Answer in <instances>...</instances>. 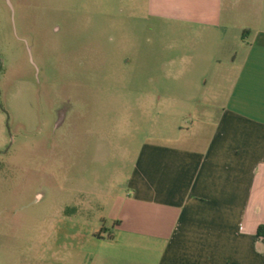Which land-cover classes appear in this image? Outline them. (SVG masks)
Wrapping results in <instances>:
<instances>
[{
  "label": "rangeland",
  "instance_id": "rangeland-1",
  "mask_svg": "<svg viewBox=\"0 0 264 264\" xmlns=\"http://www.w3.org/2000/svg\"><path fill=\"white\" fill-rule=\"evenodd\" d=\"M207 38L148 0H0V264L76 262L145 143L207 135L231 82Z\"/></svg>",
  "mask_w": 264,
  "mask_h": 264
},
{
  "label": "crops",
  "instance_id": "crops-1",
  "mask_svg": "<svg viewBox=\"0 0 264 264\" xmlns=\"http://www.w3.org/2000/svg\"><path fill=\"white\" fill-rule=\"evenodd\" d=\"M148 6L161 21L213 38L212 60L227 52L215 73L231 77L227 96L207 107L217 110L201 122L207 135L144 144L112 226L80 233L71 264H264V0Z\"/></svg>",
  "mask_w": 264,
  "mask_h": 264
},
{
  "label": "trees",
  "instance_id": "trees-1",
  "mask_svg": "<svg viewBox=\"0 0 264 264\" xmlns=\"http://www.w3.org/2000/svg\"><path fill=\"white\" fill-rule=\"evenodd\" d=\"M103 230H104V228L101 229V231H103ZM257 234L260 236H264V224L259 226ZM96 235L100 236V232H98Z\"/></svg>",
  "mask_w": 264,
  "mask_h": 264
}]
</instances>
